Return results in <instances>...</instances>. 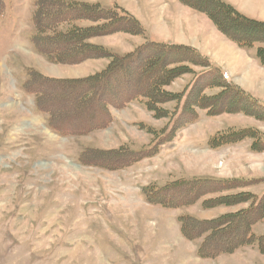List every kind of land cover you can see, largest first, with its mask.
<instances>
[{"label":"rangeland","instance_id":"rangeland-1","mask_svg":"<svg viewBox=\"0 0 264 264\" xmlns=\"http://www.w3.org/2000/svg\"><path fill=\"white\" fill-rule=\"evenodd\" d=\"M77 1H85L79 5L97 3L112 13L101 9L98 15L93 11L80 15L71 11L65 18L53 20L56 27L51 35L106 23L109 33L95 35L87 43L99 45L96 43L100 41L103 45L113 46L117 49V53L110 52L114 56L135 51L138 47L133 46L135 42L138 45L154 42L155 34L162 32L165 35L168 28L179 34V26L173 19H167L170 27L165 25L168 4L172 7L170 11L181 18V22L176 21V24L182 23L184 35L190 30L186 29L190 23L188 15L201 17L193 21L198 26V34L204 29V35L209 38L207 24L216 28L206 14L181 4L179 0L170 3L169 0ZM160 1L163 5L157 7ZM156 7L162 8L161 29L159 25L154 27ZM88 8L86 6L85 10ZM233 9L238 12L235 7ZM247 10L249 14L255 13L253 8ZM30 11L28 0H0V264H214L205 258L198 259L195 254L205 234L195 240L184 239L179 234L177 219L188 216L213 220L238 212L248 208L251 202L220 204L207 209L201 207V202L239 193L255 195L264 188V180L255 182L264 178V108L260 106L264 101L257 100V104L243 98L238 101L241 96L235 100L231 94L226 105H213L211 114L209 109L198 106L189 107L187 113L181 109L178 121L183 123L178 125L170 121L173 119L170 115L176 111L175 108L183 107V102L178 106L174 101L157 104L158 112L150 110L139 98L122 99L117 107L107 106L108 113L96 128L82 129L80 135L70 134L69 131L74 130L66 127L65 122L64 126L59 125V116L50 118L49 112L41 109L75 105L72 104L73 92H67L71 94L68 96L61 91L57 97V94L44 93L42 100L38 101L41 105H38L36 86L30 82L29 76L25 77L26 71H40L43 78H48L45 75L61 78L82 75L74 79L79 80L104 71L109 58L99 57L96 59L99 62L85 59L79 63L82 64L80 67L68 70L57 66L60 68L55 70L57 67L50 66V62L37 55L38 49H32L28 37L24 36L31 30ZM124 13L132 16L141 30L136 28L138 32L130 33L126 27H112L115 19L105 17H123ZM142 18H150V23L146 26ZM216 30L227 45H222L218 35L210 37L212 44L208 48L213 53L207 56L214 58L215 62L206 56L203 60L207 65L202 59L197 62L203 65L185 62L192 73L173 79L170 85L165 86L166 91L181 93L196 82L193 85L195 92H190L194 99L199 93L197 86L203 81L204 85H215L205 90L206 96H214L224 90L220 87L222 82L219 83L222 78L220 72L227 74L228 69L236 68L241 59L235 61L236 55L230 47H240ZM258 48L264 49V43L243 49L245 52L253 51L256 58ZM263 76L262 70L254 71L251 77H243L242 87L231 83L249 95L246 90L251 87L248 84L264 82ZM51 77L48 79H54ZM113 87V93H116L114 82ZM131 92L135 89L127 94ZM259 93L264 99V88L259 89ZM189 105L197 103L189 102ZM246 106L250 109L244 110ZM218 108L230 112L219 113ZM162 109L168 111V117L163 115ZM69 112L68 108L64 109V113ZM49 123L57 126L55 128L59 131L49 127ZM164 129L165 138H159ZM247 129L255 130V138L247 137L214 149L206 145L207 139L219 133ZM169 133H174L172 139H169L171 134L167 137ZM256 135L262 138L259 140ZM259 144L260 149L257 150ZM193 179H243L248 182L240 188H223L224 191L219 193L213 190L191 205L171 209L147 204L142 194V189L148 185L163 186ZM183 190L179 202L189 199L186 189ZM174 191L179 192L180 189ZM249 229L251 234L264 236V215ZM235 235L231 232L223 241L231 240ZM233 253L237 254L238 260L235 261L232 255L226 257L224 264L264 262V251H260L256 244L240 246L226 254ZM216 264H220L219 259Z\"/></svg>","mask_w":264,"mask_h":264},{"label":"trees","instance_id":"trees-1","mask_svg":"<svg viewBox=\"0 0 264 264\" xmlns=\"http://www.w3.org/2000/svg\"><path fill=\"white\" fill-rule=\"evenodd\" d=\"M179 2L183 5L194 7L196 10L206 14L214 22L216 28L231 41L235 42L240 48H250L256 45V43H264V22L249 19L235 12L233 7H230L221 0H179ZM86 6L89 7L87 10H85ZM101 9L105 10L98 4L79 5L77 2L64 0H36L34 3V12L32 14L34 35L31 37V41L39 52L44 54L50 62L74 65L79 64L85 59H97L99 57L109 58V64L104 71L97 75L79 80L48 79L43 78L37 71L30 70L28 72V76L31 78L30 82H33L37 89L38 105H41L38 101L42 100L44 93L51 96L57 94V97L58 93L61 91L66 92L68 96L71 94L67 92H73L72 104L75 105H68L65 107L59 106V109L57 107H52L47 110L45 108H40L43 112H49L50 118L52 115L59 116V125H63L65 122L66 127L69 126L70 130H74L69 131L70 134L80 135L82 134V129L91 130L96 128L97 125L102 123V117L107 115V106L115 105L117 107L122 99L134 100L135 98H139V101L148 105L150 110L155 109L156 111L158 110V107H156L157 104L174 101L175 105L178 106L183 102V107L181 105L179 109L175 108L176 111L174 110V113L170 115V119H173H169L171 122L178 125L183 123L178 121L181 115V109L184 113H187L189 112V107L198 106L209 109L208 112L210 113L213 105H217L216 107L219 105H226L229 102L227 99L231 94L234 95L235 100L241 96L238 98V101H241L243 98L253 104H257L256 99L235 87L222 72H220L222 78L219 83L221 84L222 82L223 85H220V87L224 88V90L214 96H206L204 94L205 90L215 87V85L212 84L204 85V81L197 86V91L199 93L194 99L191 98L190 92H195L193 85L196 82L191 87L185 88L181 93H169L166 91L165 86L170 85L173 79L183 74L192 73L189 66L185 65V62L193 63L197 62V60L201 62L203 58H205L190 47L148 42L139 45L132 53L114 56L108 50L100 46H93L87 43V40L95 35L109 33L107 28H105L107 26L106 23H98L85 28L65 31L55 36L51 35L56 27V25H53V20L55 18L69 16L71 11L78 12L80 15L93 11L98 15ZM118 10L121 12L123 11L121 9ZM105 13H112V10H105ZM105 17L106 19H115V24H111L112 27H126L125 29L130 33L138 32L136 28L140 29L137 21L132 16L125 13L123 17L114 15ZM256 51V57L259 63L264 67V49L258 48ZM187 57L190 60H188ZM203 61H205L207 65V61ZM198 64L203 65V63L199 62L195 65ZM35 77H42V79L38 78V80ZM113 82L117 85L116 93H113L115 90ZM133 89H135V92L127 94ZM229 90H234L235 92L232 93L229 92ZM250 98L253 99L251 100ZM189 102L192 104L197 103V105H189ZM153 105H155V108H153ZM260 106L264 108V105ZM65 108H68L70 112L64 113ZM249 109L250 107L246 106L244 110ZM51 110H55V112L52 113ZM218 112L230 111L218 108ZM163 115L165 117L169 116L166 109L163 110ZM143 125L144 124H142V127L145 128ZM48 126L55 129V131H59L55 128L57 126H53L51 123H49ZM165 130L166 129L160 133L162 135H158L159 138L162 136V138H165ZM254 131L255 130L247 129L219 133L211 137L208 144L210 148L214 149L232 142H239L247 137L255 138ZM173 134L174 133H169L167 137L170 136L169 139H171ZM257 138L260 140L262 137L257 136ZM257 146V150H259L260 144ZM153 151H156V148ZM260 181L261 179L255 182ZM246 182L248 181L243 179H193L188 182L180 180L170 185H149L143 189V193L147 202L152 205H159L165 208H177L184 205H191L213 190L219 193L224 191L223 188L229 186L240 188ZM176 188L180 189V191L175 192L174 189ZM183 188L186 189L185 192L189 199L188 201L184 200L183 202H179L178 198L183 196ZM248 200L251 202L248 208L235 213L221 215L213 220H199L188 216L178 217L180 233L186 239L195 240V238L205 234L203 241L200 242L197 248V256L202 258H213L219 254L230 253L240 246H251L252 244H256L260 251H264V236H257L251 234L249 231L250 225L253 224L255 220H260L264 215V192L261 195L239 193L232 196L210 198L203 200L201 202V207L207 209L220 204L231 205ZM231 232L236 233L237 236L235 235L231 240L223 241L225 236Z\"/></svg>","mask_w":264,"mask_h":264},{"label":"crops","instance_id":"crops-1","mask_svg":"<svg viewBox=\"0 0 264 264\" xmlns=\"http://www.w3.org/2000/svg\"><path fill=\"white\" fill-rule=\"evenodd\" d=\"M65 1L77 2V3L85 2V1H77V0H65ZM171 1L175 2L176 0H169L168 3H170ZM223 1H225L226 3H229L230 5L235 7L236 10L239 13H241L243 16L245 15V17H247L249 19H253V20L260 21V22H264V0H248V1L247 0H223ZM31 2H32V0H28L29 7H30V3ZM88 3H90V2H88ZM164 3L166 4L167 2L165 1ZM245 3L248 6L247 9L248 8H253V10H255L254 14H249L248 13L249 11H252V10L249 9V11H248L245 8ZM162 5H163V3H161V1H160V3L157 5V7H159V6L162 7ZM168 5H169V7H168L169 9H167V12H166L165 18H164L165 25H166L167 28L170 27V26H167V19L168 20H172L173 19L174 20V24L176 26H179V34H176L175 32H172V28H168L169 31L165 32V35H163L162 32L156 33L155 34V38H154V42H156V43H165V44L169 43V44L183 45V46L190 45V46H193L194 48H196L197 49L196 51L199 54H201L202 56H206L208 59H210V57L207 56L208 53L210 54V56H212V53H213L212 49L209 50V48H208V46L211 47V44H212V39H210V37H212L214 35H218L219 36L216 28L214 29L210 25V23H208V24L206 23L207 27H208V31H209V38L204 35V31H203L204 29H201L200 30L201 33L198 34V33H196V31H198V26L196 24L194 25L193 21H195V20L197 21L198 19H201V17L189 16L187 14L188 15L187 19L190 21V23H188L189 25H187L186 29L190 28V30H188L187 35H184L185 31L182 29V23L181 24H176V21H180L181 22V18L180 17H176L174 12L170 11V9L172 8V7H170L171 4H168ZM260 6H262V7H260ZM157 7H156V16H155L156 21H154V27H157L159 25L160 29H161L162 22H163V19H162L163 18L162 8L161 9H157ZM175 9H177L179 11H183V10H180L178 7H176ZM183 12H185V11H183ZM259 14H260V16H259ZM142 21L145 22L146 26H147V24L150 23V18H148V19H146V18L143 19L142 18ZM191 23L193 24V26L191 25ZM209 26H211L212 29ZM84 27H88V26H84ZM31 33H32V29L29 31V34H27V37H29ZM219 37H220V39H219L220 42L223 43L222 45L226 46L227 45V43H226L227 41L224 38H222L221 36H219ZM162 41H165V42H162ZM176 41H179V42H176ZM96 44H99V45H96V46L103 47L104 49L108 50L109 52L117 53L116 52L117 49H114L113 46L103 45L100 41L97 42ZM133 46H139V45L135 42V44ZM230 48L233 50V53L236 55L235 61H236V59L238 61L241 59V61L238 62V65H236V68L228 69L229 72L224 70L229 75V77L231 79V82H235L236 85H239L238 87H242L240 85L244 84L243 83V81H245V80H243L244 76L251 77L252 76V72L259 71V70H262V74L264 75V68H262L259 65V61H258L257 57L256 56H255L256 58L253 57V54H255L253 51L252 52H248V51L245 52L244 49H240L237 46L234 47L233 45ZM37 55H39V54H37ZM39 56L43 60H45V61H47L49 63V61L47 59H45V57H43L41 55H39ZM210 60L215 62L214 58H211ZM91 61L92 62H99V61H96V59H93ZM49 64H50V66H56V67L57 66H61L62 68L68 69V70L72 69V68H75V67L82 66V64H80V65L79 64L78 65L74 64V65L69 66V65H61V64L53 63V62H50ZM86 64H90V63H86ZM58 68H60V67H57L55 70H58ZM37 72L42 74V72H40V71H37ZM45 76H47L48 78L51 77V76H48V75H45ZM79 76L81 77L82 75H79ZM80 77H78V78H80ZM51 78H54V79H57V80H60V79L61 80L62 79H75V78L78 79L77 77H72V78L51 77ZM248 86H250L251 88H249L250 90H246V91L251 97H253L254 99L259 100V101H264V99L262 98L263 95L259 93V89L264 88V82L260 81V82H255L253 84L250 83V84H248ZM255 95H256V97H255ZM173 136H174V134H173ZM209 139H207L208 142H209ZM206 145H207V147L209 149H212V148L209 147V144L207 142H206ZM261 180H264V178H261ZM145 187H147V186H145ZM258 192L259 193L255 194V195H261L264 192V188L262 190L258 191ZM153 206H159V205H153ZM159 207H161L162 209H171V208H165V207H162V206H159ZM257 236H261V234H258ZM256 251H257V249H256ZM232 255L234 256L233 259L235 261H237L238 260V256H237L236 253H233V254H231L229 256H227V254H221V255L213 258V259H208V260H211V261H213L214 264H216L217 260L219 259L220 260V264H224V261L226 260V257L230 258V256H232ZM197 258L198 259H202V258H199V257H197ZM221 258H225V259H221ZM238 264H247V263L246 262H242V263H238ZM258 264H264V262L258 261Z\"/></svg>","mask_w":264,"mask_h":264}]
</instances>
